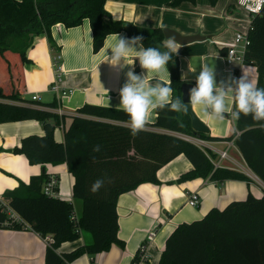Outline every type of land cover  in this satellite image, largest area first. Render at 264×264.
Listing matches in <instances>:
<instances>
[{"label":"trees","instance_id":"obj_1","mask_svg":"<svg viewBox=\"0 0 264 264\" xmlns=\"http://www.w3.org/2000/svg\"><path fill=\"white\" fill-rule=\"evenodd\" d=\"M183 1L187 0H174L172 4ZM104 3L105 0H0V124L40 122L43 135L24 137L12 152L23 154L32 165L66 164L73 177L72 198L82 202V211L75 222L71 202L42 193L48 179L44 171L0 197L32 231L39 236L52 237L51 247H46L44 264H71L84 254L93 257L103 253L112 244L122 246L117 238L118 197L143 183L158 184L157 171L179 155L185 156L192 170L181 174L177 182L197 176L217 182L246 180L240 172L213 169L202 150L171 134L225 141L233 138L235 132L224 139L196 133L184 113L179 116L178 112L167 108L156 110L155 122L146 124L133 135L128 116L122 110L84 104L71 116L63 143H59L53 138V129L60 117L49 110L21 104L25 101L14 87L11 60L16 58L23 64L25 51L39 34H45L49 45L55 49L51 28L57 24L69 29L87 20L93 53L102 48L108 35L118 33H125L129 38L141 35L144 47L165 50L163 29H147L113 20ZM248 38L250 44L245 60L256 68V85L264 87V7L251 17ZM221 52L225 54L223 49ZM166 67L170 87L180 97L183 83L174 54ZM47 107L55 108L56 103H48ZM262 123L264 121L253 120L251 115L241 114L235 120L239 135L234 145L248 169L264 184ZM97 145L99 151H94ZM97 179L103 183L93 192L91 187ZM7 219L0 209V229H25L15 223L4 225ZM83 233L89 234V243L57 254L62 243L74 242ZM158 264H264V190L259 198L248 193L245 199L229 202L222 209L210 208L200 220L178 225L167 237Z\"/></svg>","mask_w":264,"mask_h":264},{"label":"crops","instance_id":"obj_2","mask_svg":"<svg viewBox=\"0 0 264 264\" xmlns=\"http://www.w3.org/2000/svg\"><path fill=\"white\" fill-rule=\"evenodd\" d=\"M174 0H105V10L113 20L131 23L147 29H169L182 36L199 35L203 41L179 45L174 54L178 61L179 79L182 83L195 85V76L202 64L215 68L217 82L231 76L239 78L243 74L256 84V68L251 62L227 66L223 53L234 46V35L248 31L251 16L238 4L237 0H187L172 4ZM126 36L125 33H119ZM108 35L102 48L92 51V34L87 20L81 25L66 29L57 24L51 28L55 42L52 49L45 34L33 37V43L25 51V62L16 58L11 60V73L14 87L25 101L21 104L49 110L60 117L59 124L53 129V138L63 143L64 130L76 110L84 104L120 109L119 89L125 82L124 72L118 66L108 62ZM127 37V36H126ZM242 46H236L240 51ZM110 52V50H109ZM59 54L60 91L58 96L51 87L56 77L52 66V57ZM129 59L135 60V57ZM133 67L136 73L144 71L138 61ZM165 71H168L167 67ZM186 79L182 80L181 76ZM152 77L150 76L149 79ZM170 79V76H169ZM173 90V89H172ZM65 95L62 96L61 93ZM32 96L38 100L32 101ZM175 97V91L173 90ZM56 103L55 108L47 107ZM234 104H227L223 120L206 118L198 106H191L197 119L202 122L209 136L218 139L229 138L236 134L235 120L231 118ZM60 111V115L57 111ZM183 112H178L181 116ZM155 111L150 122H155ZM159 132H164L157 130ZM42 124L36 120L16 121L0 124V197L13 190L20 183L27 184L30 177L43 171L47 177L57 180V197L73 204L76 218L82 211V202L72 198L73 177L66 164L32 165L23 154L13 153L21 140L28 135L42 136ZM239 135V132H238ZM225 141H207L213 160L218 159L219 151L226 149ZM228 160L220 162L221 169L240 172L245 181H212L209 177H195L177 182L178 177L192 166L184 155H179L157 173L158 184L143 183L135 189L120 195L116 202L117 238L122 246L112 244L108 249L93 257L84 254L71 264H130L137 248L147 232L154 230L156 237L148 247V253L158 264L167 237L182 223H190L203 218L210 208L222 209L229 202L243 200L250 193L253 197L262 196L264 184L254 182L253 174L245 165L239 151L233 144L227 151ZM190 193H197L199 205L195 208L187 205ZM90 242L87 233L80 235L74 242L62 243L57 254H64ZM46 245L41 237L31 229H0V264H44Z\"/></svg>","mask_w":264,"mask_h":264},{"label":"clouds","instance_id":"obj_3","mask_svg":"<svg viewBox=\"0 0 264 264\" xmlns=\"http://www.w3.org/2000/svg\"><path fill=\"white\" fill-rule=\"evenodd\" d=\"M143 39L141 35L129 38L118 33L109 38L106 50L111 66L127 69L125 82L119 89L118 106L127 114L133 135L150 122L152 112L165 108L172 112H187L190 106H198L206 118L223 120L227 104L231 103L234 104L231 111L233 120H238L243 114L251 115L255 121H264V87H258L245 74L217 82L215 68L206 63L195 76V85L190 88L187 101L174 97L170 74L165 69L172 60V54L177 53L179 43L174 36H169L163 42L165 50L162 51L158 47H144ZM130 57H135V60ZM135 61L144 71L136 73L130 67ZM181 79H186V76L182 75ZM93 150L99 151V145ZM102 183L97 179L91 191L96 192Z\"/></svg>","mask_w":264,"mask_h":264},{"label":"built area","instance_id":"obj_4","mask_svg":"<svg viewBox=\"0 0 264 264\" xmlns=\"http://www.w3.org/2000/svg\"><path fill=\"white\" fill-rule=\"evenodd\" d=\"M237 4L249 15L254 16L261 12L262 8L264 7V0H237ZM249 31V28H248ZM248 31L246 33L237 32L234 35V46H242V49L240 51H236L235 47H230L226 49L225 54L223 55L224 61L227 66H231L233 64H246L247 61L245 60V53L246 50L250 44L249 38H248ZM60 60L61 57L59 54L52 57V66L55 68L56 77L52 84V91L58 96V92L60 91V83H61V72H60ZM62 96L65 95L64 92L61 93ZM32 101L38 100V97L32 96ZM57 113L60 115V111L58 110ZM169 133V132H168ZM172 135L180 138L183 141H186L196 147H198L200 150H202L209 158L211 164L213 165V169H219L221 167L220 162L222 160H228V149L234 144L235 138L238 136V132H236L235 136L230 139V141L226 142V149L223 151H219L218 153V159L213 160L211 158V148L209 147L207 141L200 139L197 136H190V135H184L180 133H171ZM209 154V155H208ZM254 182L261 183L260 179L252 174L250 176ZM57 180L54 177H49L44 185L42 186V193L45 196L49 197H57ZM187 205L190 207H197L199 205V197L197 193H190L187 197ZM0 209L4 211V213L7 216V220L4 222V225H8L10 223L20 224L25 229H30L20 218V216L12 210L6 203L0 199ZM73 221L77 222V218L73 213L72 216ZM43 243L46 245V247H51L53 239L50 235H44L40 236ZM156 237V232L154 230H151L147 232L145 235L142 243L139 245V247L136 250V253L131 261L130 264H155L148 253V247L152 245L154 239Z\"/></svg>","mask_w":264,"mask_h":264},{"label":"water","instance_id":"obj_5","mask_svg":"<svg viewBox=\"0 0 264 264\" xmlns=\"http://www.w3.org/2000/svg\"><path fill=\"white\" fill-rule=\"evenodd\" d=\"M163 35L164 39H166L169 36H174L177 42L179 43L180 46L182 45H187L195 41H203L205 40V37L199 36V35H194V36H181L177 32L169 29H163ZM191 88L190 84L183 83L180 88V97L181 99L187 101L188 99V94L189 90ZM185 116H187L190 119V125L191 129L199 134H206L207 133V128L206 126L200 122L197 117L194 115L191 106L189 107L187 112H183Z\"/></svg>","mask_w":264,"mask_h":264},{"label":"rangeland","instance_id":"obj_6","mask_svg":"<svg viewBox=\"0 0 264 264\" xmlns=\"http://www.w3.org/2000/svg\"><path fill=\"white\" fill-rule=\"evenodd\" d=\"M182 36V35H181ZM264 190V189H263Z\"/></svg>","mask_w":264,"mask_h":264}]
</instances>
